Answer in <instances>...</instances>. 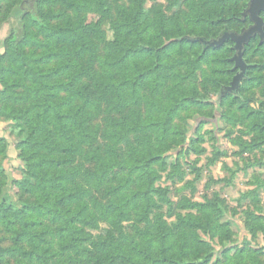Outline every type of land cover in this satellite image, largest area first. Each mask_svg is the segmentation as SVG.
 <instances>
[{"label":"trees","instance_id":"16d2710c","mask_svg":"<svg viewBox=\"0 0 264 264\" xmlns=\"http://www.w3.org/2000/svg\"><path fill=\"white\" fill-rule=\"evenodd\" d=\"M144 1L118 9L109 38L108 0H35L5 39L0 118L27 137L15 143L23 176L6 181L0 168V264H264L261 249L235 243L217 193L175 202L165 184L194 194L200 180L191 115L220 111L243 127L236 156L264 147V38L241 66L224 38L252 26L250 0ZM8 148L0 138V157Z\"/></svg>","mask_w":264,"mask_h":264},{"label":"rangeland","instance_id":"374dc122","mask_svg":"<svg viewBox=\"0 0 264 264\" xmlns=\"http://www.w3.org/2000/svg\"><path fill=\"white\" fill-rule=\"evenodd\" d=\"M3 1V0H2ZM16 1V0H13ZM19 6L10 9L9 1L4 0L0 4V54L4 52V41L11 34L13 29L21 31V18L26 12H30L35 5V0H17ZM12 2V1H11ZM145 8H165L168 6L169 0H145ZM110 6L109 14H98L104 19L102 29L107 31L108 37L111 38L112 29L109 22L114 21L119 16L118 9L125 5L130 6V0H108ZM183 8L182 11H187ZM170 15L173 12L169 13ZM97 16V15H96ZM92 17H95V15ZM240 77L237 86L240 87L242 80ZM236 86V87H237ZM237 90L231 91L234 95ZM257 100L252 103V107L258 109L261 100L257 94ZM220 111L214 112V118H203L197 115H191L184 125L190 131L202 125V129L197 130V148L201 153L191 151L189 162L199 161L198 166L201 169V177L194 184L195 193L192 194L193 187L186 190L178 189L183 187L181 184L172 185L165 182L171 188V199L178 202L179 196L184 195L191 197L195 201H203L205 197L212 198L217 193L223 199V222L228 223L233 232V239L240 247L249 246L261 249V259L264 262V234L258 232L256 235L249 231L248 223L252 220L251 214L260 216L264 221V187H257L256 179H260L264 183V147L252 154L244 156H236L239 146L235 141L243 136V127L233 126V123L220 118ZM193 129V130H192ZM195 136V137H196ZM27 137V134L20 133V129L8 120L0 118V138H5L9 142L8 157H0V168L4 169V179L12 181L23 176L21 162L18 161V151L15 143L20 139ZM202 139V141L200 140ZM250 136L244 137V140H250ZM190 146L188 145V148ZM216 155L217 160L214 164H210V159ZM221 153V154H220ZM261 163V166H256ZM184 171L190 173L191 165L182 160ZM246 165H250L247 170H243ZM195 178L194 175L188 174V180ZM165 179V178H164ZM256 195L249 196L252 190L256 191ZM260 257V256H259Z\"/></svg>","mask_w":264,"mask_h":264},{"label":"water","instance_id":"95a60500","mask_svg":"<svg viewBox=\"0 0 264 264\" xmlns=\"http://www.w3.org/2000/svg\"><path fill=\"white\" fill-rule=\"evenodd\" d=\"M262 12H264V0H250L245 15H249L252 26L241 33L228 32L224 35V38H231L236 43V55L234 60L238 66H241L244 48L249 44L251 39L257 35L262 39L264 38V20L261 17Z\"/></svg>","mask_w":264,"mask_h":264}]
</instances>
